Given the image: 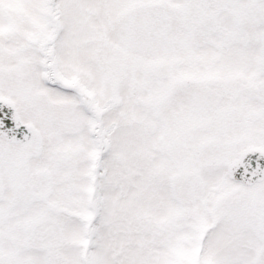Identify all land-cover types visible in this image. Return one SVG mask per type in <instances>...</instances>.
<instances>
[{"label": "snow or ice", "instance_id": "6c2138e0", "mask_svg": "<svg viewBox=\"0 0 264 264\" xmlns=\"http://www.w3.org/2000/svg\"><path fill=\"white\" fill-rule=\"evenodd\" d=\"M0 264H264V0H0Z\"/></svg>", "mask_w": 264, "mask_h": 264}]
</instances>
